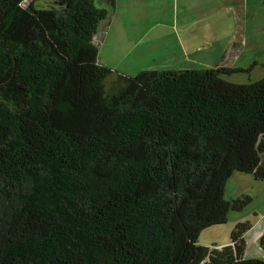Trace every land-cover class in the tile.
Segmentation results:
<instances>
[{"label":"trees","instance_id":"1","mask_svg":"<svg viewBox=\"0 0 264 264\" xmlns=\"http://www.w3.org/2000/svg\"><path fill=\"white\" fill-rule=\"evenodd\" d=\"M116 1L0 0V264H264L250 221L197 243L252 201L233 173L264 181V62L112 69L93 37Z\"/></svg>","mask_w":264,"mask_h":264},{"label":"rangeland","instance_id":"2","mask_svg":"<svg viewBox=\"0 0 264 264\" xmlns=\"http://www.w3.org/2000/svg\"><path fill=\"white\" fill-rule=\"evenodd\" d=\"M117 8V21L100 49L102 61L112 69L129 75L218 64L245 69L256 61L251 71L223 77L247 83L263 75L264 0H118ZM93 44L98 47L96 39ZM248 175L233 173L229 187L236 183V176L246 179ZM213 238L205 229L197 243Z\"/></svg>","mask_w":264,"mask_h":264},{"label":"crops","instance_id":"3","mask_svg":"<svg viewBox=\"0 0 264 264\" xmlns=\"http://www.w3.org/2000/svg\"><path fill=\"white\" fill-rule=\"evenodd\" d=\"M117 6L118 0L116 1V7L113 10H110L108 18L99 25L97 33L93 37V39H96L98 42V62L103 65L106 64L100 57V49L105 45L112 24L117 21V10H119ZM111 45L113 46V44ZM229 180L227 181L224 189V194L227 198L233 199L246 194L252 196V202L248 204L249 206L247 205L240 211H231L228 215V221L226 222V225L228 226L222 229L218 226L207 228L214 238L208 243L202 244L206 246H222L228 244L230 242L229 234L234 226L239 222L250 221L251 228L245 234L246 245L242 256L244 258L264 259V251L262 250L263 247L260 244V237L264 233V181L257 180L252 174L246 176V179L236 176V183L230 188Z\"/></svg>","mask_w":264,"mask_h":264},{"label":"clouds","instance_id":"4","mask_svg":"<svg viewBox=\"0 0 264 264\" xmlns=\"http://www.w3.org/2000/svg\"><path fill=\"white\" fill-rule=\"evenodd\" d=\"M26 2H28V0H26Z\"/></svg>","mask_w":264,"mask_h":264}]
</instances>
